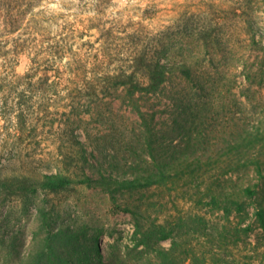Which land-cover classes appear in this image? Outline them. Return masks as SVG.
I'll return each instance as SVG.
<instances>
[{"label":"rangeland","instance_id":"obj_1","mask_svg":"<svg viewBox=\"0 0 264 264\" xmlns=\"http://www.w3.org/2000/svg\"><path fill=\"white\" fill-rule=\"evenodd\" d=\"M91 2L46 0L36 10L48 35L70 37L73 53L63 63L73 56L75 71L105 74L159 50L162 62H186L191 78L177 69L158 93L134 98L108 87L84 120L41 124L15 168L32 176L128 178L150 154L168 156L176 144L188 156L207 157L249 133L260 134L256 150L264 152V0H111L101 13ZM17 60L23 75L29 55ZM207 168L173 186L114 196L94 181L0 200V264H27L59 229L82 238L101 233L96 264H155L152 248L139 244L138 220L173 230L158 244L170 248L178 236L181 256L193 254L185 264H264V231L252 209L227 216L203 197L216 174L223 184L230 177L227 168Z\"/></svg>","mask_w":264,"mask_h":264},{"label":"trees","instance_id":"obj_2","mask_svg":"<svg viewBox=\"0 0 264 264\" xmlns=\"http://www.w3.org/2000/svg\"><path fill=\"white\" fill-rule=\"evenodd\" d=\"M44 2L0 0V200L39 190L60 191L74 184L92 185L94 181L113 196L132 193L154 186H173L183 179L206 175L207 167L213 164L218 173L227 168L230 177L223 184L220 174H216L214 182L204 188L203 197L213 200L227 216L247 213L251 208L255 223L264 231V152L256 150L260 144L259 133L228 141L224 144L227 151L207 157L188 156L176 144L168 156L150 154L151 160L146 166L128 178L102 176L94 180L86 174L73 178L60 171L32 176L15 168L16 156L31 147L25 142L37 138L41 124L61 121L67 126L84 120V114L93 109L92 103L103 100L102 91L108 87L122 88L134 98L158 93L177 69L191 78L186 62L172 65L162 62L159 50L134 57L128 69L92 75L75 71L73 56L67 62L62 60L73 53L70 37L67 33L48 35L41 28L42 21L37 20L36 10ZM110 3L111 0L91 2L97 13ZM136 34L134 31L131 36ZM21 54H28L31 64L25 74L18 75L14 68ZM138 111L143 116L140 108ZM127 211L136 217L141 214ZM246 230L252 231L253 225H248ZM173 233L164 224L153 223L148 227L138 220L139 244L152 248L155 264H185L193 257L189 252L181 256L178 236L174 235L176 239L170 248L158 244L173 237ZM100 236L97 232L90 237L84 234L82 238L77 232L59 229L49 235L47 244L34 252L27 264H96L102 257L98 246Z\"/></svg>","mask_w":264,"mask_h":264}]
</instances>
